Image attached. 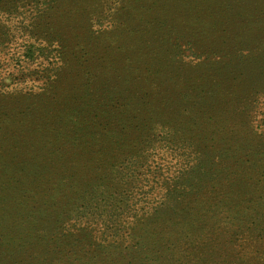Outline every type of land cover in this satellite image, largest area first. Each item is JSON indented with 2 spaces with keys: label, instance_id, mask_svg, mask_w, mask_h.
<instances>
[{
  "label": "rangeland",
  "instance_id": "1",
  "mask_svg": "<svg viewBox=\"0 0 264 264\" xmlns=\"http://www.w3.org/2000/svg\"><path fill=\"white\" fill-rule=\"evenodd\" d=\"M0 264H264V0H0Z\"/></svg>",
  "mask_w": 264,
  "mask_h": 264
},
{
  "label": "trees",
  "instance_id": "2",
  "mask_svg": "<svg viewBox=\"0 0 264 264\" xmlns=\"http://www.w3.org/2000/svg\"><path fill=\"white\" fill-rule=\"evenodd\" d=\"M29 52L30 53H33L34 51L33 50H30ZM53 75L54 76H57V74L55 72L53 73ZM79 104H80V106L78 105L79 106L78 108L81 107V104L82 103H79ZM65 110H66V113H69V114H66L63 118H61L64 121V126L67 125V124L74 123V121H71V120L73 119L72 118V113L75 111V108H73V107H70L69 108L68 107ZM64 126H63V128H64ZM60 135H61L60 142L61 143L63 142V146L65 147V149H67V146H70L73 143L72 133L70 131L65 132V129H63V130H61ZM100 136H103L104 137V135H100ZM113 139L115 140V142H111V143H108V144L104 140L103 143L106 144V146H102L101 148H99L97 150V151H99L98 158L96 159V160H98L97 162H99V165L97 167L98 168L102 167L104 169L103 170L104 172H103L102 175H99L100 174L99 172L96 173L97 174V178L99 180H101V181H103V180L106 179V174L105 173H108L106 170L112 166V164L111 165L110 164L108 165L106 163L105 159H101L102 156L105 155L103 153L104 149H106L108 146L114 147L115 149H122L124 147V142L123 141H125V139L124 140H121L119 137H114ZM127 140H129V139H127ZM129 146L132 147V145H129L128 144V149H131ZM74 147H75L74 145L73 146H70L69 147L70 148V151H66L65 150V153L66 154L69 153V155H67L68 156L67 158L69 159L70 165H72V167L74 168L73 171H72V174H71V178L75 177V172H76L75 171V167H74V163L71 164V162H73V160H74V161H76V164L78 165V161L76 159L82 157L79 153L78 154L77 153H74V149H75ZM113 160H116V157H114ZM86 165H87L86 172L87 173L91 172L90 169H89L90 166H88V165H91L90 160L86 161ZM72 167H70V168L72 169ZM35 176H38V174H35Z\"/></svg>",
  "mask_w": 264,
  "mask_h": 264
}]
</instances>
